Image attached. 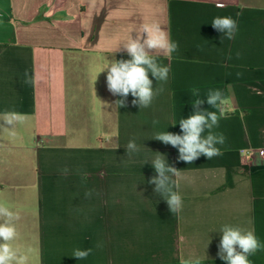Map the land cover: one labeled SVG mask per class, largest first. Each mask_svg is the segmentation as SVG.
Listing matches in <instances>:
<instances>
[{
	"label": "crops",
	"instance_id": "crops-1",
	"mask_svg": "<svg viewBox=\"0 0 264 264\" xmlns=\"http://www.w3.org/2000/svg\"><path fill=\"white\" fill-rule=\"evenodd\" d=\"M216 16L237 21L234 39L222 40ZM154 23L179 46L157 58L168 79L149 74L163 88L149 107L131 94L119 107L102 70L130 59L123 44ZM193 89L209 111L217 109L208 91L223 92L213 131L226 142L222 156L186 163L154 137L180 134ZM5 111L27 117L15 134L0 130V204L20 216L13 246L26 264H225L217 255L225 224L264 244V0H0ZM132 139L140 150L129 156ZM158 155L180 171L178 214L149 183ZM77 248L93 251L77 260ZM249 260L264 264V249Z\"/></svg>",
	"mask_w": 264,
	"mask_h": 264
},
{
	"label": "clouds",
	"instance_id": "clouds-1",
	"mask_svg": "<svg viewBox=\"0 0 264 264\" xmlns=\"http://www.w3.org/2000/svg\"><path fill=\"white\" fill-rule=\"evenodd\" d=\"M223 6V4L217 5V7ZM211 25L218 32L223 33L222 40L234 39L238 31V23L231 16H216L212 19ZM136 33L135 38L130 35L123 44V48L131 58L111 62L102 70L107 69L108 90L122 98L116 101L119 107L126 106L129 94L134 98L133 105H138L140 108L149 107L154 96L163 91V88H153L149 74L157 82H166L170 68L158 63L157 58L162 55L170 60L172 53L179 47L177 42L171 40L170 33L162 30L159 24L144 25ZM27 75L26 72L25 76ZM33 82L25 80V83ZM192 94L196 97L192 102L193 113L187 118L180 119V134L165 131L157 133L154 137L164 144L177 148L179 159L186 163H192L201 155L209 160L222 156L219 146L226 142L223 133L213 131L219 126V120L225 116L226 99L223 92L219 89H210L206 95L207 104L217 111L202 108L205 101L200 98L199 89H193ZM26 119L24 114L5 111L0 114V121L4 122L0 124V130L8 129L15 134L16 125L24 123ZM125 147L129 156L140 150L134 139L129 140ZM151 164L157 175L149 183L155 185L154 191L167 202L170 212L178 214L183 207V200L178 192L180 171L169 166L163 155L156 156ZM64 171L67 173L68 170ZM85 196L90 197L91 192L85 193ZM19 219L18 213L0 204V240L3 241L0 243V264H26L27 256L13 246V241L18 236L16 221ZM219 232L222 233V237L217 255L225 261V264H251L249 257L264 249V244L251 229L225 224ZM92 251L91 248L84 250L77 248L73 251L72 257L77 260L86 259ZM182 264H200V261L190 258L182 260Z\"/></svg>",
	"mask_w": 264,
	"mask_h": 264
},
{
	"label": "built area",
	"instance_id": "built-area-1",
	"mask_svg": "<svg viewBox=\"0 0 264 264\" xmlns=\"http://www.w3.org/2000/svg\"><path fill=\"white\" fill-rule=\"evenodd\" d=\"M260 154H261V156H263V157H264V151H261V152H260Z\"/></svg>",
	"mask_w": 264,
	"mask_h": 264
}]
</instances>
